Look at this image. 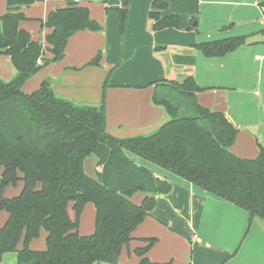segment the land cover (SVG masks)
I'll return each mask as SVG.
<instances>
[{"label": "trees", "instance_id": "trees-1", "mask_svg": "<svg viewBox=\"0 0 264 264\" xmlns=\"http://www.w3.org/2000/svg\"><path fill=\"white\" fill-rule=\"evenodd\" d=\"M40 1L8 0L6 14L0 15V55L10 56L17 71L11 81L0 79V211L8 216L0 227V264L8 254H16L17 264H119L122 250L135 240L134 232L154 209L156 197L172 189L131 156L246 210L250 223L264 220V144L258 143L255 159L233 154L238 129L224 113L198 102L205 88L193 76L154 83L153 101L170 120L151 135L125 139L108 133L104 104L75 105L57 96L48 81L25 93L28 80L65 57L72 36L102 29L87 7L66 0L65 7L41 21L42 28L53 30L46 42L33 41L20 23L28 19L23 9ZM130 1L118 9L123 30ZM167 9L165 0H154V31L181 28L180 16H162ZM261 9L264 15V2ZM246 43V37H238L195 46L206 57L219 58ZM46 51L52 55L49 60L44 59ZM99 64L100 55L90 62ZM91 156L98 159L97 178L85 171ZM20 181L21 193L5 197V190ZM138 192L146 195L139 205L132 201ZM88 204L96 209L95 230L81 235L80 219ZM42 231L47 235L45 249H32ZM143 241L146 246L135 250L139 264H170L147 257L156 238Z\"/></svg>", "mask_w": 264, "mask_h": 264}, {"label": "crops", "instance_id": "crops-1", "mask_svg": "<svg viewBox=\"0 0 264 264\" xmlns=\"http://www.w3.org/2000/svg\"><path fill=\"white\" fill-rule=\"evenodd\" d=\"M7 1L0 0V15L6 14ZM165 1L168 9L162 16H180V29L153 30L150 11L154 0L130 1L125 30L118 9L125 8L126 0H104L91 8L81 0L80 5L89 9L101 31L72 36L65 57L28 80L24 92L31 94L48 81L57 96L75 105L104 104L108 133L125 139L151 135L170 120L166 110L153 101L154 83L193 76L205 88L198 93V102L224 113L238 129L231 152L244 159L257 158L258 143L264 144V0ZM59 7L55 1L44 0L24 8L28 19L20 28L33 41L46 42L53 30L42 28L41 21ZM238 37H246V45L219 58H208L195 46ZM99 55V66H91ZM51 57L46 51L44 59ZM16 74L11 57L0 55V79L8 82ZM131 157L168 181L172 189L156 197L154 209L134 232L135 240L122 250L119 264H139L135 250L145 247L143 240L150 238L158 241L147 257L156 263L264 264V220L250 223L246 210L146 160ZM97 162L95 156L85 162V171L93 178H97ZM22 188L23 183L4 195L17 196ZM145 196L138 192L132 201L139 205ZM94 208L88 204L84 209L81 235L95 230ZM69 212L74 219L72 205ZM7 217H0V225ZM46 236L42 231L41 243L34 244L35 240L31 248L45 249Z\"/></svg>", "mask_w": 264, "mask_h": 264}, {"label": "rangeland", "instance_id": "rangeland-1", "mask_svg": "<svg viewBox=\"0 0 264 264\" xmlns=\"http://www.w3.org/2000/svg\"><path fill=\"white\" fill-rule=\"evenodd\" d=\"M52 1H55V3H58L59 5H60V7L59 8H62V7H64L65 5H66V1L65 0H52ZM83 2H82V4H87V6H89L90 8L91 7H94V5H101L102 4V2L104 1V0H82ZM88 1H90V2H88ZM40 2H43L44 3V0H42V1H40ZM109 3V2H108ZM1 170H0V176H1ZM21 181L20 182H18V184L16 185V186H10V187H8L6 190H5V192H4V194H10L9 192L10 191H12L13 189H17L19 186H21ZM5 197H6V195H4ZM92 207H94V205L92 204ZM95 209V208H94ZM5 215H7V213H5L4 211H0V217H2V216H4L5 217ZM96 215V214H95ZM84 217V216H83ZM87 218H89V216L87 215L86 216ZM88 221H90L89 219H87V223H88ZM91 222H92V220H91ZM2 225H0V227L1 226H3V223H1ZM94 224H95V217H94ZM93 233V232H92ZM91 233V234H92ZM39 243H41L40 242V238L38 239V240H36V242H34V244H39ZM125 248H127V246L126 247H124V249ZM17 257L14 255V254H10V255H7V257H6V259H5V262H6V264H10V262H12V259H14L13 261H14V264H17V259H16Z\"/></svg>", "mask_w": 264, "mask_h": 264}, {"label": "built area", "instance_id": "built-area-1", "mask_svg": "<svg viewBox=\"0 0 264 264\" xmlns=\"http://www.w3.org/2000/svg\"><path fill=\"white\" fill-rule=\"evenodd\" d=\"M75 2H77V3H80L81 2V0H74Z\"/></svg>", "mask_w": 264, "mask_h": 264}]
</instances>
